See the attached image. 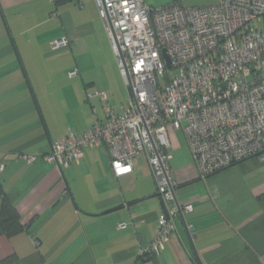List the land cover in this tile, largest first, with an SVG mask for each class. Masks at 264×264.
<instances>
[{"label":"crops","instance_id":"crops-1","mask_svg":"<svg viewBox=\"0 0 264 264\" xmlns=\"http://www.w3.org/2000/svg\"><path fill=\"white\" fill-rule=\"evenodd\" d=\"M175 1L205 6L220 0L166 5ZM60 38L69 46L54 49L52 42ZM114 58L95 0H0V178L25 226L12 237L0 227V260L198 264L190 231L203 264H264L261 157L202 178L186 139H172L176 197L193 209L176 217V231L157 255L143 253L164 211L146 156L134 159L133 171L122 176L114 174L103 147L85 149L62 170L41 158H20L23 152L49 153L67 128L84 132L97 119L104 121V103L119 106L112 100L111 85L119 78ZM74 69L78 74L71 76ZM98 87H111L112 93L104 91L103 100Z\"/></svg>","mask_w":264,"mask_h":264},{"label":"built area","instance_id":"built-area-1","mask_svg":"<svg viewBox=\"0 0 264 264\" xmlns=\"http://www.w3.org/2000/svg\"><path fill=\"white\" fill-rule=\"evenodd\" d=\"M95 1L128 98L118 107L104 103L106 119L84 132L67 128L49 153L20 158H41L62 170L85 149L103 147L122 176L146 156L165 209L143 253L157 255L175 233L176 217L193 209L176 197L172 131L183 132L202 178L250 157L264 159V0L161 7L146 0ZM68 46L66 38L52 42L54 49Z\"/></svg>","mask_w":264,"mask_h":264},{"label":"trees","instance_id":"trees-1","mask_svg":"<svg viewBox=\"0 0 264 264\" xmlns=\"http://www.w3.org/2000/svg\"><path fill=\"white\" fill-rule=\"evenodd\" d=\"M0 227L6 236L12 237L25 230L21 215L8 198L0 178ZM11 258L0 260V264H9Z\"/></svg>","mask_w":264,"mask_h":264},{"label":"rangeland","instance_id":"rangeland-1","mask_svg":"<svg viewBox=\"0 0 264 264\" xmlns=\"http://www.w3.org/2000/svg\"><path fill=\"white\" fill-rule=\"evenodd\" d=\"M160 1H162V3L166 5L168 0H160ZM165 5H155L153 7H161V6H165ZM114 59H115L116 67L118 68L116 57ZM100 69L103 71V74H100V75L104 76V70H103L102 65L100 66ZM118 74H119L118 75L119 78H117V81L114 80L113 84L111 85V87L113 86L114 89L111 87H110V89H107V88L102 89L101 87H98L97 89L99 90V92L101 91L102 94H104L103 93L104 91L107 92V94L108 93L111 94L112 89H113L114 95L116 94V96L114 98H112V96H111V98H112L113 102L118 101V103L120 105L121 103H125L127 98H128V88L124 82L123 77L120 75L119 70H118ZM171 75H173V73H171ZM171 137L173 140L177 141L178 143H180V142L184 143L185 138H184L183 132H181V131H176V132L172 131ZM143 158H144V156L140 157V159H143Z\"/></svg>","mask_w":264,"mask_h":264},{"label":"water","instance_id":"water-1","mask_svg":"<svg viewBox=\"0 0 264 264\" xmlns=\"http://www.w3.org/2000/svg\"><path fill=\"white\" fill-rule=\"evenodd\" d=\"M168 64H170V61H168ZM160 201H161V205H162L163 209H165V205H164L163 201L161 199H160ZM187 234H188L189 240L191 242V247H192V250H193V253H194V256L196 258L197 263L198 264H203L202 261L199 258V255H198L197 250L195 248V245L193 243V235L190 233V231H188Z\"/></svg>","mask_w":264,"mask_h":264}]
</instances>
